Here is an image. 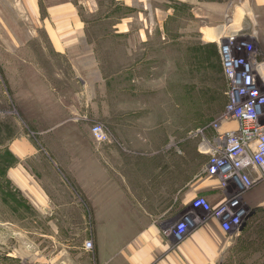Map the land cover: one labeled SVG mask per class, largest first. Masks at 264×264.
Wrapping results in <instances>:
<instances>
[{
  "label": "rangeland",
  "instance_id": "1",
  "mask_svg": "<svg viewBox=\"0 0 264 264\" xmlns=\"http://www.w3.org/2000/svg\"><path fill=\"white\" fill-rule=\"evenodd\" d=\"M71 1L78 20L54 37L49 23L63 21L46 24L26 5L0 0V264H60L63 251L74 263L99 264L103 221L69 164L76 175L94 165L107 187L130 191L160 225L166 253L183 252L199 231L209 238L215 226L223 241L208 240L207 254L232 232L264 236L262 222H253L262 211L244 231L225 229L216 211L229 198L207 170L221 136L236 127L233 75L264 80V0ZM26 168L41 182L39 171L56 172L47 176L55 195L63 200L64 182L83 210H36ZM260 184L245 192L244 205L262 204L252 194ZM246 260L264 264V242L228 246L225 264Z\"/></svg>",
  "mask_w": 264,
  "mask_h": 264
},
{
  "label": "crops",
  "instance_id": "2",
  "mask_svg": "<svg viewBox=\"0 0 264 264\" xmlns=\"http://www.w3.org/2000/svg\"><path fill=\"white\" fill-rule=\"evenodd\" d=\"M17 3L26 5V11L33 12L37 19L63 21L64 26L53 27L49 23L51 35L56 37L60 28L72 27L73 20H78L79 11L71 0H16ZM42 5L49 16L42 17ZM46 20L44 21L46 23ZM68 21V22H67ZM68 23V24H66ZM47 24V23H46ZM45 26V24H44ZM52 31V32H51ZM46 166L52 170L51 163L46 161ZM72 165H66V171L72 180L81 188L83 200L88 199L97 212V219H102V224L98 231L97 237V260L99 264H225L228 246L235 242H264V236L251 237L241 236L240 233H230L225 238L226 246L217 252L206 253V244L208 240L214 243H222L223 233L217 227L214 228L213 234L208 238L206 232H202L189 237V245L183 252H164L163 239L160 234L161 229L158 223H153L147 217L143 216L140 210V202L131 196L128 190H118L117 188L107 187L110 185L105 182L102 173L96 172L94 165L83 164L80 173H73ZM70 170V171H69ZM75 170V169H74ZM42 175V182L34 179V175L28 172L26 168V196L32 200L33 207L42 213L54 212L60 210L63 205L74 204L76 211H82L84 202L79 199L75 190L70 186L61 183L63 189V200L57 195L47 180V176L54 173L39 171ZM48 181V182H47ZM43 183V184H42ZM260 188L252 194L261 196L262 204L248 206L250 215L242 227L248 226L257 212L264 213V182H261ZM56 186L58 184L56 183ZM58 188H55L57 190ZM223 193L224 191L221 190ZM258 201V200H257ZM255 224L262 222L264 219H256ZM259 226V225H258ZM261 226V225H260ZM193 251H190V248ZM71 251L59 253L56 259H61L60 264H77L72 257L76 256ZM246 263L249 264L248 260ZM252 264H255L253 261ZM263 264V263H258Z\"/></svg>",
  "mask_w": 264,
  "mask_h": 264
},
{
  "label": "built area",
  "instance_id": "3",
  "mask_svg": "<svg viewBox=\"0 0 264 264\" xmlns=\"http://www.w3.org/2000/svg\"><path fill=\"white\" fill-rule=\"evenodd\" d=\"M233 77L230 116L236 127L221 136L223 145L211 155L207 170L210 176L220 178V187L229 198L216 214L225 229L240 231L250 211L242 196L264 182V80L247 73ZM93 131L99 140L106 138L101 126ZM91 246L92 241H87L86 247Z\"/></svg>",
  "mask_w": 264,
  "mask_h": 264
},
{
  "label": "bare ground",
  "instance_id": "4",
  "mask_svg": "<svg viewBox=\"0 0 264 264\" xmlns=\"http://www.w3.org/2000/svg\"><path fill=\"white\" fill-rule=\"evenodd\" d=\"M227 50H228V48H227V47H226V48H224V49H223V53H225V52L227 53ZM226 65L228 66V65H230V64L228 63V64H226Z\"/></svg>",
  "mask_w": 264,
  "mask_h": 264
},
{
  "label": "flooded vegetation",
  "instance_id": "5",
  "mask_svg": "<svg viewBox=\"0 0 264 264\" xmlns=\"http://www.w3.org/2000/svg\"><path fill=\"white\" fill-rule=\"evenodd\" d=\"M253 187H254V186H253ZM251 188H252V187H251ZM251 188H250V189H251ZM248 190H249V189H248ZM248 190H247V191H248ZM247 191H246V192H247ZM249 215H250V211H249ZM249 215H248V217H249ZM248 217H247V218H248Z\"/></svg>",
  "mask_w": 264,
  "mask_h": 264
},
{
  "label": "water",
  "instance_id": "6",
  "mask_svg": "<svg viewBox=\"0 0 264 264\" xmlns=\"http://www.w3.org/2000/svg\"><path fill=\"white\" fill-rule=\"evenodd\" d=\"M244 226V224L242 225V227Z\"/></svg>",
  "mask_w": 264,
  "mask_h": 264
}]
</instances>
